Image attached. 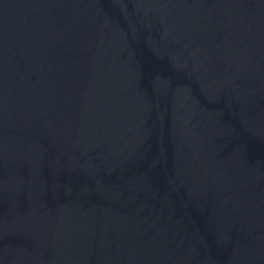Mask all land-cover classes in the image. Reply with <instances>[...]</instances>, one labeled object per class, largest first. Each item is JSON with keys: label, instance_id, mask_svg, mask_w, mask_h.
Returning <instances> with one entry per match:
<instances>
[{"label": "water", "instance_id": "1", "mask_svg": "<svg viewBox=\"0 0 264 264\" xmlns=\"http://www.w3.org/2000/svg\"><path fill=\"white\" fill-rule=\"evenodd\" d=\"M0 264H264V0H0Z\"/></svg>", "mask_w": 264, "mask_h": 264}]
</instances>
